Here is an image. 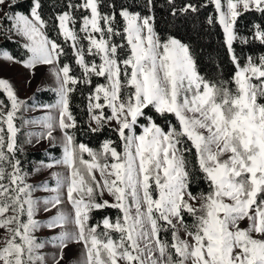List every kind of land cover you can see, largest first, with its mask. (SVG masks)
I'll return each instance as SVG.
<instances>
[{
  "label": "snow or ice",
  "instance_id": "6c2138e0",
  "mask_svg": "<svg viewBox=\"0 0 264 264\" xmlns=\"http://www.w3.org/2000/svg\"><path fill=\"white\" fill-rule=\"evenodd\" d=\"M168 2L173 16L198 11L191 3L176 8L175 0ZM210 2L235 65L230 81L205 79L187 44L171 37L161 40L151 14L153 0L145 2L147 15L119 12L123 34L114 26L116 16L101 11V0L66 5L69 10L56 19L75 50L80 77L61 64L64 48L44 31L41 0H33L30 15L13 10L17 0H0V34L24 38L30 54L25 60L8 52L0 56L26 69L52 66L56 81L55 104L36 105L49 114L23 123L44 129L28 133L27 144L46 139L56 147L59 129L62 156L49 154L48 162L41 160L34 171L65 169L51 172L54 187L47 181L29 183L17 120L30 106L9 80L0 78L6 97L0 99V264H70L68 253L76 246L77 264H264V55L249 56L241 64L233 47L237 41L250 42L238 33V18L251 11L264 14V0ZM77 9L86 13L79 29L83 37L75 27ZM116 35L126 38L124 58L118 52L124 45L111 40ZM82 40L88 41L86 48ZM251 40L264 45V25H254ZM86 54L99 56L101 63L86 61ZM93 76L106 83L88 96V127L97 132L114 124L123 151L112 140L93 149L69 131L77 127L70 94L81 82L91 84ZM149 107L160 115L172 114L178 124L162 128L146 115ZM53 110L58 114L52 115ZM141 117L148 123L139 125ZM190 152L208 185L199 194L191 189ZM41 190L53 195L34 198ZM65 202L71 213L62 207ZM106 208L121 214L93 223L92 213ZM53 210L46 222L36 218ZM41 228L60 231L39 240ZM49 245L55 249L50 256L43 251Z\"/></svg>",
  "mask_w": 264,
  "mask_h": 264
},
{
  "label": "trees",
  "instance_id": "16d2710c",
  "mask_svg": "<svg viewBox=\"0 0 264 264\" xmlns=\"http://www.w3.org/2000/svg\"><path fill=\"white\" fill-rule=\"evenodd\" d=\"M71 3H82L83 0H41L40 13L45 20L47 27L44 29L50 39H54L64 48L65 55L61 56V64H68L71 68L70 75L80 77L82 70L75 63L76 56L74 49L71 47V42H65L60 33L59 22L56 17L64 11H67L66 5ZM146 0H101L100 9L105 14L115 15V28L123 34L124 21L120 17L119 12L122 9H127L133 12H139L141 15L149 14L145 8ZM191 3L198 8L197 12L181 13L177 12L172 15L173 5L169 4L168 0H153L151 14L155 17V31L160 36L163 42H166L169 37L180 40L189 46L190 52L196 61L197 71L205 79L216 81H230L235 73V65L231 60L230 53L227 50L225 43V34L222 26L216 19V11L210 0H175V7L181 8L184 5ZM33 0H23L16 3L14 11L30 13ZM86 14L82 10H73V15L77 18L75 25L76 31L79 33L81 27V18ZM209 18L213 19V23L209 24ZM7 23V22H5ZM255 24L264 25V14L255 11L247 12L241 15L236 24L238 33L249 39V43L234 42L233 47L237 56L240 58L241 64L246 63V58L251 56L258 58L264 55V45L258 40H251V34ZM0 48H8L14 56H17V51H23L20 44L16 41H10L6 35L0 34ZM83 37V33H79ZM113 43L124 45L122 48L125 56L128 53L126 38L123 35L111 37ZM85 48L88 46L87 40H82ZM94 61L101 63L99 56H93ZM90 56L86 54L85 59ZM106 83L103 77H92V83L85 85L83 82L75 85V91L70 94V109L77 120V127L69 131L74 134L78 143H84L93 149H99L104 140H112L115 144L120 145L118 150L123 151L122 141L113 127L106 126L102 131L92 132L88 127L89 115L87 113L88 96L94 87L98 84ZM234 87V85H231ZM57 97L53 92L40 91L35 92L32 97L26 99V103L30 105H47L53 104ZM147 111V110H146ZM155 122L164 129H168L171 125H177L175 117L172 114L160 115L154 113ZM20 127V126H19ZM25 129L20 127L18 140L20 141L23 152L20 154L22 166L25 171L32 172L34 163L41 160L48 162V155L60 158L62 149L60 146L48 147L44 150L33 151L29 148V144L21 138L25 136ZM188 161L192 167V184L191 189L194 193L207 191L208 185L204 179L203 173L199 172L198 164L196 163L194 152L188 153ZM121 213L117 209L106 208L103 210L94 211L92 213V222L102 220L105 216L113 220ZM185 220L188 223L192 222L190 216L185 215ZM162 237L169 238V233H162Z\"/></svg>",
  "mask_w": 264,
  "mask_h": 264
},
{
  "label": "rangeland",
  "instance_id": "374dc122",
  "mask_svg": "<svg viewBox=\"0 0 264 264\" xmlns=\"http://www.w3.org/2000/svg\"><path fill=\"white\" fill-rule=\"evenodd\" d=\"M22 1L23 0H17V3L22 2ZM222 2H223V0H222ZM19 12H21V11H19ZM24 14L30 15V13H28V14L24 13ZM6 36L10 41L18 42L20 44V46L22 47L23 51H17V56H14L8 48H0V53L8 52L10 55L15 57L16 60L27 59L30 54L27 53V50L23 47V44L26 42L24 40V38L16 35L15 33H10ZM1 39H2V37L0 35V40ZM118 52H119L121 58L126 57L122 49H118ZM89 56H90V58H88V60H86V61H93L94 59H93L92 55H89ZM0 78H4V79L9 80L14 85V87L18 93L19 98L24 100L25 102H26V99L32 97V95L35 92L50 91L56 95V93L54 91V89L56 87V81H55V78L52 74V66L38 65L34 70L33 69H26L22 66V64L4 60L2 58V56H0ZM56 97H57V95H56ZM0 99L6 100V97L4 96V94L2 92H0ZM55 102L53 104H55ZM28 105L30 107L25 108L22 111V113L20 114L19 119L17 120V125L22 127L23 129H25V131H26L25 136H23L21 138L22 140H25V138L27 139L28 133H30V132L36 133V132L44 131V129L40 125H28V124H24L23 121L40 119L41 117L49 114L42 107H37L36 105H30V104H28ZM144 111H145L147 116H150L153 120L155 119L154 113H156V112L154 109L149 107V108L145 109ZM105 112L109 113V110L106 108ZM51 114L55 116L58 113L55 110H53L51 112ZM147 123H148V121L144 117L139 118V125H145ZM108 126L113 127V128L115 127L114 124L108 125ZM142 130H143L142 127H140V126L137 127V133L138 134H141ZM54 135L57 137V146H59L60 138L62 135L60 130L57 129L54 132ZM28 146L33 151L44 150L48 147H51L46 139L41 140L38 143L34 142L32 144H29ZM38 166H39V162L34 163L33 171L29 172L30 173L29 183H32L34 185H39L42 181H47L49 183L50 187H54L55 181H53L51 179V172L52 171H59V172L65 171V169L58 167V168H53L51 170L42 169L40 173H36L34 171V169ZM51 195H53V194L49 193V192H44L41 190V191H37L36 193H34V198L43 199V198H47ZM104 199H108L111 201L112 197L105 194ZM62 207L64 208V210L66 212L71 213V211H72L71 206L69 204H67V202H65V204L62 205ZM53 215H55V210H53L52 212L41 211L37 215L36 218L41 220L42 222H46ZM243 226H246V224L242 225V227ZM59 231H60V229H56L53 231V230H49L47 228H41L36 233V235H37V238L39 240H46V239H49L52 235L58 234ZM2 234H3V230H0V235H2ZM43 251L46 255L50 256L55 251V249H53L49 245V246H46V248ZM79 253H80L79 246L72 248L71 252L68 253V259L70 261V264H77V260L79 258Z\"/></svg>",
  "mask_w": 264,
  "mask_h": 264
}]
</instances>
